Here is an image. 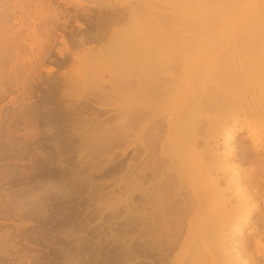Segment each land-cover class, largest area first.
Masks as SVG:
<instances>
[{
  "label": "rangeland",
  "instance_id": "1",
  "mask_svg": "<svg viewBox=\"0 0 264 264\" xmlns=\"http://www.w3.org/2000/svg\"><path fill=\"white\" fill-rule=\"evenodd\" d=\"M72 1L50 0L48 10L60 16L47 21L36 10L39 0H0V264H190L192 250L182 249L190 224L185 202L209 185L207 165L217 175L203 153L218 125L231 124L230 114L215 123L219 107L232 103L241 117L234 127L251 129L235 146L264 137V38L226 68L212 55L211 40L190 56L164 57L161 41L179 17L163 0ZM120 11L127 19L112 24ZM155 26L165 30L146 37ZM190 31L178 40L171 33V44H188ZM120 41L126 48H117ZM135 51L149 61L118 63L120 54ZM255 61L243 75L238 66ZM151 76L162 81V93L136 128L134 88ZM221 89L229 94L222 97ZM199 101L204 115L193 139L170 136L168 121L177 114L182 123L193 119ZM249 108L259 117L246 119ZM154 115L162 127L151 125ZM250 168L245 164L240 176ZM222 201L213 197L207 208ZM255 203L258 223L264 184ZM194 226L196 251L209 248L212 223L199 217ZM251 230L236 236L244 241ZM262 236L259 225L255 237Z\"/></svg>",
  "mask_w": 264,
  "mask_h": 264
},
{
  "label": "bare ground",
  "instance_id": "2",
  "mask_svg": "<svg viewBox=\"0 0 264 264\" xmlns=\"http://www.w3.org/2000/svg\"><path fill=\"white\" fill-rule=\"evenodd\" d=\"M49 1L39 0L36 9L41 12L40 15H48V18L46 17L47 21L55 20L60 16L56 8L52 10V13L48 10L47 4H49ZM104 1H108V4L110 2L109 0ZM75 2L83 5L85 0H75ZM163 2L164 5L171 7L175 11L179 17V23L175 24L168 31L169 33H165V37L161 41L162 47L158 51L161 56L170 55L171 57L175 51L182 57L183 55L185 57L190 56L197 45L211 40L213 43L212 55L214 53L220 54L219 58L225 62L222 67L226 68L234 57L243 56L252 51L264 38V0H163ZM23 8L22 11H24ZM119 14V16L115 17V20H111L112 24L125 21L128 17V13H123V11H120ZM26 16H29V14H26ZM45 21L43 19L44 23ZM63 22L65 24L68 23L67 20ZM187 28L191 30L188 35L189 43L186 45L178 44V46L171 44L173 38L175 37V40H178ZM232 28L236 29V35L231 34ZM162 30H165L164 27L163 29L160 26L151 27V30L149 32L145 31L146 34L144 35L151 38L155 32ZM171 33H175L177 36ZM103 36L104 34L102 33L100 38ZM62 41L66 43L64 37ZM111 42H114L113 37ZM125 44L126 42L120 41L117 42L116 46L118 49H124L126 48ZM231 45L234 48H231ZM66 46L68 45L66 44ZM227 46L228 49L220 53L221 49ZM68 48L66 49L68 50ZM136 52L134 54H120L118 63L122 66L132 64L140 67L149 61L144 55L140 53L137 55ZM82 57L84 58V53ZM75 58L79 59L80 55L77 56L76 54ZM258 63L256 61L249 62L245 66L241 64L238 67L240 69L242 67V73L245 75L256 65H259ZM261 66L262 64L259 65L258 69H261V72L263 71L262 74H264V66ZM77 78L79 79L80 77ZM161 84L162 81L160 79L151 76L146 81L135 86L131 106L132 126L139 127L140 118L158 100L162 93L161 90L159 91ZM222 91V97L229 94L228 89H223ZM219 103H221L220 100ZM204 104L205 101H199L198 104L196 103L194 107H191L194 118L185 123L180 121V114L169 120L166 126L169 135L175 136L177 133L182 137L186 136L189 139H193L195 126L204 115L202 110ZM230 104L232 103L226 102V104L219 107V113L215 115L214 121L217 123L223 117L224 120L230 114L231 124L229 125L226 121L222 122V120V123L218 125L219 136L216 135L212 139L209 138L205 141L206 145L203 155L211 158V163L208 162L209 160L207 162L211 166H215L216 169L218 168L215 170L217 175L213 176V178L211 175L213 173L211 172L212 168L207 165L209 169L205 170V175L209 185L201 195L195 196L194 192L193 199L185 202L188 205L187 211L190 216V224L182 249L188 248L192 250L190 264H261L262 261L264 264V218L258 222L259 224L253 221V213L259 210V205L255 201L261 196L264 184V148L258 147L264 143V137H256L249 143L243 145L238 143L235 146L237 137L242 130L250 131L251 129L249 126H245L243 129L234 127L236 123H240L241 117L239 114H234V109L228 108ZM242 114L246 119L258 118L260 112L249 108L244 110ZM155 116L151 117V125L162 127V119H156ZM239 150L243 152L242 155H238ZM193 163H195V158ZM245 164H249L251 168L244 176H240V169ZM217 196L223 197L221 207L217 210L208 209L209 201ZM250 205H254L251 210ZM199 217L207 218L212 223V244L210 245L211 249L210 247H204L198 252L195 249L197 241L195 239L196 228L194 221ZM259 225L263 227V236L255 237V234L259 233ZM250 226L253 227L250 232L252 239L239 240L236 235L241 234L244 228Z\"/></svg>",
  "mask_w": 264,
  "mask_h": 264
}]
</instances>
